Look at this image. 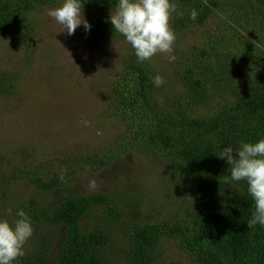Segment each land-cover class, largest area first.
Returning <instances> with one entry per match:
<instances>
[{
  "label": "trees",
  "instance_id": "trees-1",
  "mask_svg": "<svg viewBox=\"0 0 264 264\" xmlns=\"http://www.w3.org/2000/svg\"><path fill=\"white\" fill-rule=\"evenodd\" d=\"M174 2L177 14L170 23L177 55L173 72L183 88V100L161 103V86L153 84L155 70L149 61L138 63L134 49L129 48L106 100L108 118L119 120L123 127L115 144L101 154L66 158L64 164L72 171L64 179L47 182L37 178L35 167L18 170V178L41 192L62 194L50 203L33 200L17 207L30 216L32 226L57 233H41L15 264H111L107 257L111 232L84 222L89 215L102 213L119 223L120 197L104 192L76 195L67 181L100 172L133 152L153 154L166 163L175 187L188 196L189 213L184 218L135 225L125 233L122 264H159L162 247L171 241L195 264H264V227L248 225L254 207L247 184L231 182L230 166L217 156L225 146L236 148L242 141L264 139V0ZM83 3L92 25L85 32L87 47L125 41L107 22L116 0ZM233 3L235 8L227 13L228 4ZM55 4L56 0H0V38L21 34L32 23L31 12ZM193 9L199 13L195 21L190 19ZM217 11L224 12L225 32L185 44L188 34L207 26ZM1 61L0 57V97L14 90ZM201 106L203 113L197 111ZM3 165L0 162V177L6 172Z\"/></svg>",
  "mask_w": 264,
  "mask_h": 264
},
{
  "label": "rangeland",
  "instance_id": "rangeland-1",
  "mask_svg": "<svg viewBox=\"0 0 264 264\" xmlns=\"http://www.w3.org/2000/svg\"><path fill=\"white\" fill-rule=\"evenodd\" d=\"M62 3L63 0H56L54 6L39 7L30 13L32 23L21 34L9 33L0 38L1 66L10 73L9 82L14 85L13 92L0 97V162L6 171L0 177V220L9 223L17 220L15 209L21 203H50L62 194L41 192L21 180V167H35L37 178L47 182L67 178L72 169L64 164L66 158L101 154L115 144L113 140L123 131L121 122L108 118L105 110L108 90L120 76L131 45L118 40L87 47L83 27L77 28L74 35H67L47 15V10ZM228 6L230 13L235 3ZM223 13L217 11L207 26L188 34L185 44L186 40L200 42L212 34L220 37L226 28L222 24ZM84 16L87 19L85 13ZM171 55L175 57L176 51ZM149 63L163 79L159 101L169 99L174 105L177 99L183 100V88L173 72L174 60L167 54H157ZM197 111L203 113L204 106ZM67 185L73 186L76 195L104 192L116 199L120 197L119 223L102 213L89 215L84 222L111 232L113 243L107 252L111 264L123 263L125 233L135 225L144 220L156 223L184 218L189 213L184 189L175 187L166 163L153 154L133 152L100 172L69 179ZM33 229L25 252L38 242L41 233H57L41 226ZM161 256L159 264H195L172 241L162 247Z\"/></svg>",
  "mask_w": 264,
  "mask_h": 264
},
{
  "label": "clouds",
  "instance_id": "clouds-1",
  "mask_svg": "<svg viewBox=\"0 0 264 264\" xmlns=\"http://www.w3.org/2000/svg\"><path fill=\"white\" fill-rule=\"evenodd\" d=\"M174 14H177L174 0H116L107 22L131 45L138 63L150 61L157 54H167L174 60L171 54L176 35L170 23ZM47 15L69 36L74 35L79 27L85 32L92 28L84 16L83 0H63L61 6L47 10ZM198 15L193 9L190 19L195 21ZM153 84L159 87L163 79L156 75ZM217 156L230 166L228 179L231 182L247 184V193L254 207L248 225L264 227V139L242 141L236 148L225 146ZM15 215L18 219L14 223L0 220V264H15L24 257V246L34 233L31 218L23 208H17Z\"/></svg>",
  "mask_w": 264,
  "mask_h": 264
}]
</instances>
